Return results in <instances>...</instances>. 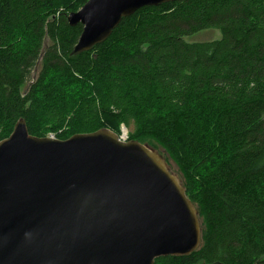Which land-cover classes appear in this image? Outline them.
<instances>
[{
  "label": "trees",
  "instance_id": "trees-1",
  "mask_svg": "<svg viewBox=\"0 0 264 264\" xmlns=\"http://www.w3.org/2000/svg\"><path fill=\"white\" fill-rule=\"evenodd\" d=\"M85 1L0 0V140L20 117L60 139L134 125L127 139L178 166L201 225L198 249L154 262L264 264V0L142 6L70 55L82 25L66 14ZM204 29L220 37L184 38Z\"/></svg>",
  "mask_w": 264,
  "mask_h": 264
},
{
  "label": "water",
  "instance_id": "water-1",
  "mask_svg": "<svg viewBox=\"0 0 264 264\" xmlns=\"http://www.w3.org/2000/svg\"><path fill=\"white\" fill-rule=\"evenodd\" d=\"M171 1L86 0L66 14L82 25L70 55L138 8ZM121 136L102 127L38 137L16 120L0 140V264H156L199 248L198 211L178 174L154 147Z\"/></svg>",
  "mask_w": 264,
  "mask_h": 264
},
{
  "label": "rangeland",
  "instance_id": "rangeland-1",
  "mask_svg": "<svg viewBox=\"0 0 264 264\" xmlns=\"http://www.w3.org/2000/svg\"><path fill=\"white\" fill-rule=\"evenodd\" d=\"M220 37V32L218 29H204V30H200L199 32H196L192 35L186 36L184 37L186 40L189 41H197V40H211V39H216ZM29 82H26L23 86L22 89H25L28 86ZM110 110L112 112H117V108L113 105H111ZM132 125H130V127L128 128L123 122L120 123L119 125V130L121 131V133L119 135L124 134L125 135V140H128V134L130 131H134V125L133 128ZM124 131H122V130ZM61 131V129H59L57 132L59 133ZM47 135L49 134H54L56 135V132H51V131H47L46 132ZM147 142H149L151 144L152 147H154L160 154H162V156H164V158H166V161L170 167V169L174 172H176L178 174V176H181L180 174V170L178 168V166L169 158V155L167 154V152L164 150V148L155 140L151 139V138H147L146 140Z\"/></svg>",
  "mask_w": 264,
  "mask_h": 264
},
{
  "label": "built area",
  "instance_id": "built-area-1",
  "mask_svg": "<svg viewBox=\"0 0 264 264\" xmlns=\"http://www.w3.org/2000/svg\"><path fill=\"white\" fill-rule=\"evenodd\" d=\"M49 136L54 137V135H52V134H50ZM121 137H122L123 140H125V135L124 134H122Z\"/></svg>",
  "mask_w": 264,
  "mask_h": 264
},
{
  "label": "bare ground",
  "instance_id": "bare-ground-1",
  "mask_svg": "<svg viewBox=\"0 0 264 264\" xmlns=\"http://www.w3.org/2000/svg\"><path fill=\"white\" fill-rule=\"evenodd\" d=\"M122 130V129H121ZM122 131H124V130H122Z\"/></svg>",
  "mask_w": 264,
  "mask_h": 264
}]
</instances>
